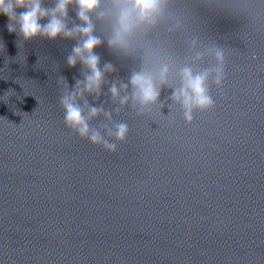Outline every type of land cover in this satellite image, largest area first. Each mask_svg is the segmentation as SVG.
Here are the masks:
<instances>
[{
    "label": "clouds",
    "instance_id": "obj_1",
    "mask_svg": "<svg viewBox=\"0 0 264 264\" xmlns=\"http://www.w3.org/2000/svg\"><path fill=\"white\" fill-rule=\"evenodd\" d=\"M52 6H45V0H0V15L8 19L9 33L16 34L22 41L43 38L55 41L57 38L75 40L70 54L66 57L67 65L75 68L82 66V79L75 80V86L69 90L64 77L65 91L59 97V105L64 113V124L80 139L89 141L93 146L103 148L108 153L117 151V144L126 142L129 127L126 122H114L112 111L103 105L96 107L89 104L86 97L101 95L102 86L108 83L105 76L115 72L111 62L101 67V57L95 49L107 43L110 51L117 55L130 57L137 52L136 40L142 34L156 29L160 24L167 25L170 33L182 31L185 17L174 9L176 0H50ZM69 6H74L79 23L72 22L69 27ZM21 9L22 11H17ZM95 17V20L93 19ZM42 21H45L42 23ZM104 28V37L96 35V22ZM19 47V45L17 44ZM202 48V50H197ZM188 57L192 63H198L205 56L214 59L211 67L194 70L189 63L179 68V86L169 84L170 67L167 62L160 63L157 71L145 67L155 55L147 49L141 57L139 71L133 70L127 83L115 80L110 83L108 92L113 109L119 114L125 108H132L137 114H143L151 105L160 102L161 86L172 88L169 99L180 105L183 118L187 123L194 120V112L213 110L215 101L210 86L222 89L225 80V57L223 48L218 44L201 45L198 37L190 41ZM157 81L159 83H157ZM163 105V103H161ZM35 111V110H34ZM103 116L107 124L92 127L91 122Z\"/></svg>",
    "mask_w": 264,
    "mask_h": 264
}]
</instances>
